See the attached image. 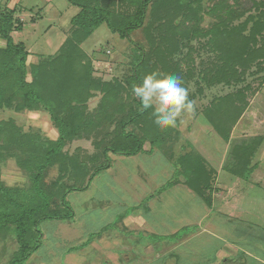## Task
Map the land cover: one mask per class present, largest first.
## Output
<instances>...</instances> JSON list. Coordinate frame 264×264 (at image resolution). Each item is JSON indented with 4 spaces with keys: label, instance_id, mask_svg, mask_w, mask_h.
<instances>
[{
    "label": "trees",
    "instance_id": "trees-1",
    "mask_svg": "<svg viewBox=\"0 0 264 264\" xmlns=\"http://www.w3.org/2000/svg\"><path fill=\"white\" fill-rule=\"evenodd\" d=\"M67 1L78 10L70 19L68 35L56 53L40 55L36 63H28L26 44L15 42L11 35L24 26L15 16L16 8L0 9V39L4 42L0 47V110L44 111L57 133L53 138L39 129L25 131L11 118L0 120V162L13 158L29 179L26 188L0 182V242L8 239L15 245L7 264H24L41 246V220L72 218L67 193L86 189L96 174L110 167V154L132 157L146 152V142L150 145L147 152L158 149L173 159V177L158 191L181 184L211 208L215 169L189 142L190 150L173 158L172 147L180 140V131L155 126L151 109L140 110L132 87L152 71L178 75L188 89L193 80L195 90L189 91L193 100L203 93V87L235 86L246 80L252 67L253 74L264 71L261 1L251 0L258 9L253 14L238 9L240 0H216L207 12L216 20L207 27L201 26L203 0ZM101 24L131 43L129 73L123 77L96 76L92 55L81 47ZM137 29L143 36L139 41L131 36ZM249 88L248 83L235 86L202 107L207 123L226 143L249 107ZM95 97L98 100L90 110L89 102ZM112 124L113 130L107 133ZM99 130L103 134L93 138L92 155L66 148ZM263 139L261 134L232 143L231 159L224 168L248 179L256 168L252 157ZM123 218L120 214L117 221Z\"/></svg>",
    "mask_w": 264,
    "mask_h": 264
},
{
    "label": "rangeland",
    "instance_id": "rangeland-1",
    "mask_svg": "<svg viewBox=\"0 0 264 264\" xmlns=\"http://www.w3.org/2000/svg\"><path fill=\"white\" fill-rule=\"evenodd\" d=\"M255 1L263 3L264 11V0ZM215 2L203 0L202 27L216 20L215 16L208 14ZM238 5L240 10L253 14L258 12L251 0H240ZM14 7L15 16L24 26L11 35L15 42L26 44L28 63H36L40 55L57 52L68 35L71 17L78 11L67 0H0V9ZM131 36L134 40L143 39L138 29L132 31ZM1 46L4 42L0 39ZM81 47L92 55L96 76L110 79L129 73L131 43L113 34L106 24H101ZM254 69L252 67L251 71ZM251 71L243 83L235 85L249 84L246 93L249 107L234 126L229 143L208 126L201 110L213 97L231 92L235 86L203 87V93L192 100L197 110L196 117L183 116L176 127L181 138L173 144V158L190 150L187 142L197 150L207 152L212 162L219 158L220 152L216 153L218 158L214 154L215 149L219 150L218 145L225 148L220 164L216 162L215 167L212 166L216 171V181L211 208L181 184L158 191L173 177V159H168L158 149L147 152L150 145L146 142L143 146L146 152L135 156L110 154V167L96 174L86 189L69 191L66 201L73 208L74 215L71 219L41 220L38 229L42 232V244L24 264H142L153 256H164L163 252L172 255L164 258L165 262L169 261L167 264L217 263L222 252L228 253L229 261L223 259L218 264H264V139L252 157L257 169L252 179L256 183H248L247 179L236 177L224 168L231 159L232 143L254 135L262 134L264 138V71L258 74ZM195 87L191 80L189 91L194 92ZM97 100L95 97L89 102L90 110ZM8 118L25 131L39 129L43 135L53 138L57 135L44 111L1 109L0 120ZM113 127V124L108 127L107 133ZM101 134L103 131L99 130L95 136L75 140L66 148L71 152L78 148L80 154L92 155L95 153L93 138L98 139ZM211 146L215 149L211 150ZM0 182L10 187L26 188L29 185V179L13 158L0 162ZM120 214L124 218L118 222ZM107 225L109 228H105ZM177 231H180L179 235L167 238ZM198 231L201 234H197ZM225 234L229 241L208 242L214 237L224 239ZM198 235H201L200 240L194 242V236ZM83 242L89 245L84 249L74 248ZM197 245L211 248L204 251L206 248L200 250ZM177 246L181 249L175 250ZM0 248V264H7L15 248L14 242L8 239L1 241ZM117 258L120 260H114Z\"/></svg>",
    "mask_w": 264,
    "mask_h": 264
},
{
    "label": "clouds",
    "instance_id": "clouds-1",
    "mask_svg": "<svg viewBox=\"0 0 264 264\" xmlns=\"http://www.w3.org/2000/svg\"><path fill=\"white\" fill-rule=\"evenodd\" d=\"M141 111L151 109L153 123L160 130L176 128L181 117L195 114V105L189 98V89L178 75L152 71L132 87Z\"/></svg>",
    "mask_w": 264,
    "mask_h": 264
},
{
    "label": "crops",
    "instance_id": "crops-1",
    "mask_svg": "<svg viewBox=\"0 0 264 264\" xmlns=\"http://www.w3.org/2000/svg\"><path fill=\"white\" fill-rule=\"evenodd\" d=\"M201 122V121H200ZM201 123H203V122H201ZM203 126H205L204 125V123H203ZM208 126H210V125H208ZM212 129V128H211ZM235 128H233V130H234ZM213 130V129H212ZM221 143V142H220ZM218 145V144H217ZM219 146V150L218 149H215L214 147H210L211 148V150L213 149H215L214 151H215V153L214 154H216V153H218L219 154V152H220V154H219V158H218V154H216V158H218L217 159V164H220V162H221V153H222V151H225V148H221V146L220 145H218ZM210 150V151H211ZM198 151L202 154V155H204L205 156V158L207 159V161L212 165V166H214L215 164H216V162H212L211 161V159H210V155L209 154H207V152H202V151H200L199 149H198ZM212 153V152H211ZM216 158H214V159H216ZM215 167V166H214ZM257 169L255 168L254 170H253V172L250 174V176H249V178L246 180V182H248V183H256V182H253V179L252 178H254L253 177V174H257L255 171H256ZM259 174H260V171H259ZM261 174H262V172H261ZM260 174V175H261ZM238 194V193H237ZM197 234H201V231H198V233ZM225 237H224V239H222L221 237L220 238H216V237H214L212 240H210V241H208V242H217V241H219V240H223V241H225V240H228L227 239V236H226V234L224 235ZM200 238H201V235H198V236H194V238H193V241L194 242H196L197 240H200ZM192 240V239H191ZM190 240V241H191ZM229 241V240H228ZM84 243V242H83ZM82 243V244H83ZM182 243V242H181ZM181 243H180V245H181ZM234 245H235V243H233ZM86 245H89L88 243L86 244ZM85 245V246H86ZM232 245V244H231ZM85 246H82L81 247V249L83 248V247H85ZM199 248H200V250H204V248H206L204 251H208V249H210L209 248V246L207 247V245H204L203 247H202V245H197ZM233 246V245H232ZM84 249V248H83ZM175 250H180L181 248H179L178 246H177V248H174ZM226 249L227 250H229V251H231L229 248H227L226 247ZM236 249H239V247H236ZM203 252V251H202ZM232 253H234V251H231ZM164 253V256H157V257H154L153 256V258H150L148 261H144L142 264H167L169 261L168 260H166V262L164 261V258L168 255H166L165 254V252H163ZM177 253H178V251H177ZM179 254V253H178ZM228 253L226 252V254H224V252H222V254H220L219 255V260L217 261V263L216 262H209V261H205L204 262V264H212V263H214V264H218V262L219 263H221L220 262V260L222 261L223 259L225 260V261H229V260H227L228 259V255H227ZM181 255V254H180ZM231 256V255H230ZM163 257V258H162ZM169 257H172V255L171 254H169L168 255V257L167 258H169ZM189 257H190V255H189ZM221 257V258H220ZM224 257V258H223ZM191 258V257H190ZM178 259H180V258H178ZM114 260H120V258H117V259H114ZM183 261H185V260H183ZM114 262V261H113ZM91 263H95V262H91ZM223 263V262H222ZM140 264V263H139ZM193 264H196V263H193ZM200 264V263H199ZM224 264V263H223ZM242 264H244V263H242Z\"/></svg>",
    "mask_w": 264,
    "mask_h": 264
}]
</instances>
